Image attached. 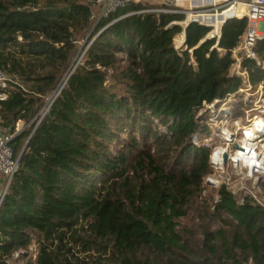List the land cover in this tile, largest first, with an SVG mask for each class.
I'll list each match as a JSON object with an SVG mask.
<instances>
[{
	"label": "trees",
	"instance_id": "obj_1",
	"mask_svg": "<svg viewBox=\"0 0 264 264\" xmlns=\"http://www.w3.org/2000/svg\"><path fill=\"white\" fill-rule=\"evenodd\" d=\"M94 5L0 0L11 78L0 133L21 152L0 208V264H264V208L224 185L199 203L211 149L192 142L208 128L203 105L243 84L231 49L247 18L226 20L216 38L198 22L183 30L184 14L139 12L151 8L142 1L95 21ZM255 51L264 62V36ZM242 64L251 84L264 81L262 65ZM192 208L198 221L180 225Z\"/></svg>",
	"mask_w": 264,
	"mask_h": 264
},
{
	"label": "built area",
	"instance_id": "obj_2",
	"mask_svg": "<svg viewBox=\"0 0 264 264\" xmlns=\"http://www.w3.org/2000/svg\"><path fill=\"white\" fill-rule=\"evenodd\" d=\"M131 1L135 0H95V6L100 8L98 18L107 16L112 11L126 6ZM167 2L163 7H151L139 12L184 14V19L179 22L183 30L191 22H198L213 28V25L194 18L195 15H213L218 26V32L209 37L216 38L219 37L220 28L226 20L241 17L247 18L246 27L238 37L236 45L231 49L233 63L230 68V74L241 77L242 86L222 99H215L212 103L204 104L198 112L199 116H204L208 110H212L211 112L214 116L218 112L221 113L219 119L221 125L216 127L220 129V140L216 144L213 143L215 136L213 132H210L209 138L205 142L201 141L202 137L199 139L197 134L193 135L192 142L197 145L202 144L211 149L209 155L211 171L204 177L203 181L216 190L215 200L218 198L217 190L224 185L232 194L239 197L240 201H243L244 197L249 196L255 203L264 208V127L254 131L250 129V132L241 129L245 126L252 128V125L256 123L255 119L264 120V81L259 82L257 85L251 84L248 72L242 64V57H247L254 59L257 64L262 65L264 68V62L260 60L255 51L257 39L264 36V33L259 32L258 27V23L264 21V0H167ZM191 2H194L192 6ZM189 11L192 17L189 16ZM252 23L255 24L253 25ZM10 81L11 78L0 69V100L6 98V89ZM58 91L47 98L43 114L58 94ZM233 100L234 102L239 100L238 103L248 106V110L244 117V124L237 125L240 120L236 118L237 120L232 122L235 128L230 129L228 127L230 118L228 117L233 116V112L226 104ZM219 104L225 107L215 109L216 106L219 107ZM222 116H224L223 119L221 118ZM11 138L12 135H8V133H0V173L5 178L3 186L0 187V208L11 178L18 168V158L14 155L13 148L9 143ZM234 145H237V147ZM221 149L226 154L225 160L220 152ZM237 157H239L238 160L235 159ZM232 179L254 180L260 182V187L257 188L256 193L252 191L251 193H246L241 190L235 194L233 189H231ZM18 254L17 252L14 256H18Z\"/></svg>",
	"mask_w": 264,
	"mask_h": 264
},
{
	"label": "rangeland",
	"instance_id": "obj_3",
	"mask_svg": "<svg viewBox=\"0 0 264 264\" xmlns=\"http://www.w3.org/2000/svg\"><path fill=\"white\" fill-rule=\"evenodd\" d=\"M139 1H142V2L146 3L147 5L154 7V8L155 7L156 8L163 7L165 5V3L167 2V0H139ZM193 3L191 2V6L193 5ZM189 9H191V8H189ZM99 14H100V8L94 5L93 6V21L96 20V18L99 16ZM189 14H190L189 16L192 17V14L190 11H189ZM194 18L199 19V20H203L204 23L213 25L214 27L217 26V24L215 22V17L213 15H207V16L206 15H203V16L195 15ZM252 24L254 25L255 23H252ZM214 27L212 28L213 30H214ZM258 27H259V32L264 33V21L259 22ZM217 30H218V28H217ZM212 34H215V32ZM83 45H84V42L80 44L79 51L82 49ZM176 45H177V47L179 45H181V40H179V39L176 40ZM119 55L122 56V54H119ZM76 56L77 57H75V60L77 62L81 58L82 53H80L79 56L77 53ZM238 101L239 100H235V102H234V100H233V101L228 102L226 104V106L229 107L230 110H232V112H233V116L228 117V118H230V121L228 123V127L230 129L235 128V125H233L232 122L236 121L237 120L236 118H239V120H240V122L237 123V125L244 124V117L247 114L248 106H245L242 103L240 104V103H238ZM220 107H225V106H221L219 104V107L216 106L215 109H219ZM211 111L212 110H208V112H207L208 116L206 118L207 119L206 123H207L208 128H207L206 132L201 135V137H202L201 141L205 142L209 138L208 136L210 135V132H213V135L215 136V138L212 142L216 144L220 140V129L216 128V127H217V125H221V122L219 121L221 113L218 112L217 115L214 116V114ZM223 117L224 116H222L221 118L223 119ZM232 119H234V120H232ZM150 121H151L150 125H151L153 132L161 133V134L166 133V127L161 124V122L159 121L158 118L152 117ZM126 129H128V128L122 127L119 129L118 136L120 137V139H128L129 138L128 134L126 133ZM17 131H20V130H17ZM134 133H135L136 137H139L138 132L134 131ZM145 140L146 141L148 140V143L150 145L149 146L150 152L153 153L154 150H153V145H152V136L151 137L148 136L147 138H145ZM116 144H117V141H115V140H112L109 143L110 150L112 152L114 151ZM231 182H232L231 189H233L235 194H237L241 190H243L246 193H249V192L251 193V191L253 193H256L257 188L260 187V182L250 180V179H237V180L232 179ZM263 191H264V189H263ZM215 197H216V190L214 188L210 187L207 183H205L203 181L202 189H201V191L199 193V197H198L199 203L202 202V203H205L208 205H212L215 202ZM194 208L190 209V211L186 217L178 219L180 225L192 226L198 221ZM15 253H17V252H15ZM15 253H14V255H15ZM26 253H29V255H31V256L35 255V244L33 242H32V244L29 245L28 249L25 250V254Z\"/></svg>",
	"mask_w": 264,
	"mask_h": 264
},
{
	"label": "bare ground",
	"instance_id": "obj_4",
	"mask_svg": "<svg viewBox=\"0 0 264 264\" xmlns=\"http://www.w3.org/2000/svg\"><path fill=\"white\" fill-rule=\"evenodd\" d=\"M214 27V26H213ZM217 28H218V26H216V27H214V30L212 29V31H211V35H213L212 33H214L215 32V34L218 32V30H217ZM255 121H256V123L254 124V125H252L253 127L252 128H247L246 126L245 127H243V128H241V129H244L245 131H247V132H250L249 130L250 129H252V131H254L255 129L256 130H260V129H262V127H264V120H262V119H255ZM240 129V128H239ZM236 160H238L239 159V157H237V158H235Z\"/></svg>",
	"mask_w": 264,
	"mask_h": 264
},
{
	"label": "crops",
	"instance_id": "obj_5",
	"mask_svg": "<svg viewBox=\"0 0 264 264\" xmlns=\"http://www.w3.org/2000/svg\"><path fill=\"white\" fill-rule=\"evenodd\" d=\"M137 1H139V0H135V2H137ZM183 34H184V31H183ZM184 39H185V36H184ZM184 39H183V43H182L181 45H179L178 47H182V46H183V44H184ZM175 46H176V45H175ZM176 47H177V46H176ZM21 129H22V122H19V123L17 124V130H21ZM4 181H5V178H4V176L2 175V173H0V187L3 186Z\"/></svg>",
	"mask_w": 264,
	"mask_h": 264
},
{
	"label": "water",
	"instance_id": "obj_6",
	"mask_svg": "<svg viewBox=\"0 0 264 264\" xmlns=\"http://www.w3.org/2000/svg\"><path fill=\"white\" fill-rule=\"evenodd\" d=\"M83 54V53H82ZM235 147H237V145H234ZM220 152H221V154H222V156H223V159L225 160V158H226V154H225V152L221 149L220 150ZM20 155H21V152L19 153V155L17 156V158H18V160H19V158H20Z\"/></svg>",
	"mask_w": 264,
	"mask_h": 264
}]
</instances>
